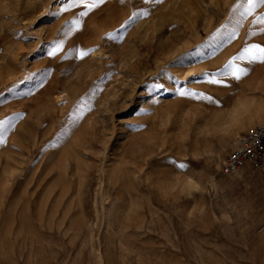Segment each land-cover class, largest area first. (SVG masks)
<instances>
[{"label": "rangeland", "instance_id": "1", "mask_svg": "<svg viewBox=\"0 0 264 264\" xmlns=\"http://www.w3.org/2000/svg\"><path fill=\"white\" fill-rule=\"evenodd\" d=\"M69 2L0 0V264H264V174L221 171L264 63L202 75L264 47V4L105 0L65 35Z\"/></svg>", "mask_w": 264, "mask_h": 264}, {"label": "snow or ice", "instance_id": "2", "mask_svg": "<svg viewBox=\"0 0 264 264\" xmlns=\"http://www.w3.org/2000/svg\"><path fill=\"white\" fill-rule=\"evenodd\" d=\"M105 0H70V2L60 11L66 12L71 8L83 6L84 11H81L78 14V17L73 19L72 21L66 22L64 26V34L68 35L72 31H79L83 26V18L87 17L94 9L98 8L100 4L104 3ZM123 3V0H121ZM157 3L162 2V0H156ZM260 3L264 4V0H259ZM248 3L251 5L253 3V0H248ZM137 15V13H133L132 16L129 18L130 20L134 18ZM140 15H148V13H140ZM262 22H264V19H262ZM127 23V21L125 22ZM121 27H124V25H121ZM264 31V30H262ZM106 36L108 38H113L115 36V33L109 32L106 33ZM63 48L62 44H57L56 47L49 53V55H56L58 51H61ZM96 51L95 48H89L87 50L84 49H75L70 50V55L75 54L76 58L79 60L85 59L91 52ZM67 58V57H66ZM237 61H246L247 64H256V63H264V47H262L259 44H251L247 47H245L241 53H239L237 56L232 57L224 66L223 70L213 73L211 75L208 74H202L204 76H207V83L215 84V85H225L226 80L225 78H231L235 81H242L245 77H247L250 74L249 67L241 66L240 64L236 63ZM194 75V74H190ZM157 88L163 87L162 85H156ZM180 96H189L194 99H203L208 101L210 104L219 105L220 101L218 99H214L212 96L207 95L203 92L197 93L194 91H185L184 89H181L179 91ZM9 123V121H0V128H3L5 124ZM178 169L182 170L185 168L184 164H179Z\"/></svg>", "mask_w": 264, "mask_h": 264}, {"label": "built area", "instance_id": "3", "mask_svg": "<svg viewBox=\"0 0 264 264\" xmlns=\"http://www.w3.org/2000/svg\"><path fill=\"white\" fill-rule=\"evenodd\" d=\"M247 167L264 174V120L237 137L222 162L221 171L234 174Z\"/></svg>", "mask_w": 264, "mask_h": 264}, {"label": "bare ground", "instance_id": "4", "mask_svg": "<svg viewBox=\"0 0 264 264\" xmlns=\"http://www.w3.org/2000/svg\"><path fill=\"white\" fill-rule=\"evenodd\" d=\"M230 83H232V81ZM234 106H235V108L232 109V110H234L233 111L234 114L231 113V115L233 114V116L230 117V118H232L230 120L233 123L238 122L240 117L244 114H247V113L252 114V116H250L249 121L247 123H243V126L254 121L255 117H258L259 119L262 118V114L264 113V102H261V101L255 102L253 99H248V98L241 99V98H239Z\"/></svg>", "mask_w": 264, "mask_h": 264}]
</instances>
